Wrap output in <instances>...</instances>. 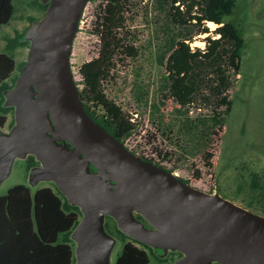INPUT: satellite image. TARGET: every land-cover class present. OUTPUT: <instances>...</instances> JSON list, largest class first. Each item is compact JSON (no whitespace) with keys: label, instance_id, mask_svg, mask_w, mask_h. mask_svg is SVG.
<instances>
[{"label":"rangeland","instance_id":"rangeland-1","mask_svg":"<svg viewBox=\"0 0 264 264\" xmlns=\"http://www.w3.org/2000/svg\"><path fill=\"white\" fill-rule=\"evenodd\" d=\"M104 1L85 2L73 34L70 64L79 88L83 84L77 83L81 80L78 67L97 56L99 51L96 21ZM12 2L13 15L0 29V50L11 54L16 62L9 81L20 75V63L27 61L31 47V39L27 37L29 30L45 14L46 10L35 3L49 4L51 0ZM228 18L240 26L244 45L239 73L233 76V85L229 89L231 108L223 115L225 130L212 148L216 162L214 168L203 165L200 160L210 131L215 128L212 113L214 103L213 106L178 109L173 103L166 102L163 96L169 44L183 30L171 22L161 3L156 0L132 1L122 34L138 50V55L134 58L120 56L111 71L112 77L104 80L102 88L106 96L130 115L135 123V130L124 143L134 154L159 161L178 177L188 179L190 185L216 192L263 215L264 0H237ZM18 32L24 33L22 40L28 43L8 48V41ZM205 35L194 36L191 45H205ZM8 99L7 94L6 101ZM12 107L7 121L0 127V133L10 132L16 125L15 106ZM92 108L97 112L103 111L97 105L92 104ZM66 144L70 147L68 142ZM0 145V195L19 183L27 185L32 192L43 186L58 188L53 178L42 173V164L35 156L33 166L28 165L33 153L26 142L8 140ZM197 166L200 167V174L195 171ZM253 175H256L258 186L253 182ZM79 209L83 221L86 215L81 206ZM121 219L101 213L97 227L101 235L96 232L102 241L101 264L116 263L125 242L118 231L146 248L149 255L147 264H174L183 255L172 245L147 241L140 235L134 237L131 231L133 225H127L128 218ZM129 219L152 241L167 239L172 244L181 243L194 248L188 231L151 200L140 210H131ZM73 243L77 247L75 237ZM217 263L214 259L208 260V264Z\"/></svg>","mask_w":264,"mask_h":264},{"label":"water","instance_id":"water-1","mask_svg":"<svg viewBox=\"0 0 264 264\" xmlns=\"http://www.w3.org/2000/svg\"><path fill=\"white\" fill-rule=\"evenodd\" d=\"M86 1L51 0L30 28L28 59L13 88L4 92V105L15 106L16 125L0 133L1 144L26 142L42 173L54 179L70 203L83 208L86 216L71 233L77 239V264H101L102 241L96 234L101 235V213L127 217L134 237L177 248L183 255L174 264H208L209 259L264 264V215L140 158L87 113L70 64L73 34ZM139 192L145 195L136 201ZM148 200L188 231L194 248L152 241L131 222L129 212Z\"/></svg>","mask_w":264,"mask_h":264},{"label":"trees","instance_id":"trees-1","mask_svg":"<svg viewBox=\"0 0 264 264\" xmlns=\"http://www.w3.org/2000/svg\"><path fill=\"white\" fill-rule=\"evenodd\" d=\"M132 1H104L96 21V33L100 40L98 54L78 67L81 80L77 83H82L83 87L77 88L85 110L122 144L135 130V123L106 96L102 84L112 77L111 71L120 56L134 58L138 55V50L122 34ZM156 1L166 8L171 22L183 30L169 44L163 96L166 102L173 103L178 109L201 108L214 103V141H217L225 130L223 115L231 108L229 89L233 85V76L239 73L244 45L240 26L228 18L237 0ZM35 4L43 10L48 7V4ZM13 12L12 0H0V29L9 22ZM208 21L223 26L213 30L208 27ZM23 34L16 33L8 41V48L26 45L28 41L22 40ZM203 34H206L203 37L206 50L193 47L194 36ZM217 35L221 38L214 40ZM15 63L11 54L0 50V127L4 126L7 114L13 109L4 105V92L13 88L17 79L14 76L11 81L8 80ZM24 64L20 63V69ZM92 104L100 106L103 111L97 112ZM33 156L28 159L29 166H33ZM139 157L163 167L152 158ZM181 179L189 183L188 179ZM252 179L258 186L256 175ZM80 215L79 206L70 203L56 187L43 186L32 192L22 183L11 186L0 195V264H72L74 250L71 233ZM118 232L125 242L115 264H147L149 255L146 248L123 232Z\"/></svg>","mask_w":264,"mask_h":264},{"label":"flooded vegetation","instance_id":"flooded-vegetation-1","mask_svg":"<svg viewBox=\"0 0 264 264\" xmlns=\"http://www.w3.org/2000/svg\"><path fill=\"white\" fill-rule=\"evenodd\" d=\"M126 114V113H125ZM127 115V114H126ZM129 116L130 120L132 122L133 119L130 115H127ZM215 130H216V127L214 129H212L210 131V138H209V141L205 143V146L203 147V151L201 152L200 154V160H201V163L203 165H207L208 167L210 168H214L216 166V162L214 160V154H213V149H214V146H216V144L214 143V136H215ZM125 145V144H124ZM126 146V145H125ZM213 148V149H212ZM162 168H166V167H162ZM200 167L197 166V168L195 169V171L197 172V174H200L201 171L199 169ZM167 169V168H166Z\"/></svg>","mask_w":264,"mask_h":264},{"label":"clouds","instance_id":"clouds-1","mask_svg":"<svg viewBox=\"0 0 264 264\" xmlns=\"http://www.w3.org/2000/svg\"><path fill=\"white\" fill-rule=\"evenodd\" d=\"M223 25H215L213 22H209L208 23V27L215 30L216 27H222ZM221 37L219 35L213 37V39H220ZM199 47L202 49V50H206V46L204 44H200Z\"/></svg>","mask_w":264,"mask_h":264},{"label":"crops","instance_id":"crops-1","mask_svg":"<svg viewBox=\"0 0 264 264\" xmlns=\"http://www.w3.org/2000/svg\"><path fill=\"white\" fill-rule=\"evenodd\" d=\"M72 243H73V239H72ZM73 250H74V261H73V263L72 264H77V256H76V252H75V250H76V247H74V243H73ZM181 257V256H180Z\"/></svg>","mask_w":264,"mask_h":264},{"label":"bare ground","instance_id":"bare-ground-1","mask_svg":"<svg viewBox=\"0 0 264 264\" xmlns=\"http://www.w3.org/2000/svg\"><path fill=\"white\" fill-rule=\"evenodd\" d=\"M209 22H213V21H208ZM214 23V22H213ZM215 24V23H214ZM143 195H145L143 192H139L136 197H135V200L138 201V199H140Z\"/></svg>","mask_w":264,"mask_h":264}]
</instances>
